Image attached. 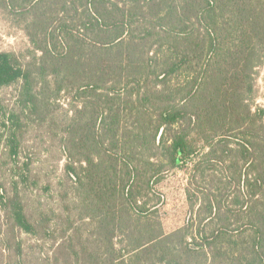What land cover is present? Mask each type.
I'll list each match as a JSON object with an SVG mask.
<instances>
[{
    "label": "trees",
    "instance_id": "1",
    "mask_svg": "<svg viewBox=\"0 0 264 264\" xmlns=\"http://www.w3.org/2000/svg\"><path fill=\"white\" fill-rule=\"evenodd\" d=\"M0 10L33 48L26 62L0 52V90L18 86L15 108L0 107L11 156L24 118L52 120L61 93L73 105L65 170L98 221L84 260L264 264V108H252L264 0H0ZM187 166L188 186L226 175L194 200L187 188L192 221L166 233L154 187ZM17 177L0 194V229L48 235Z\"/></svg>",
    "mask_w": 264,
    "mask_h": 264
},
{
    "label": "rangeland",
    "instance_id": "2",
    "mask_svg": "<svg viewBox=\"0 0 264 264\" xmlns=\"http://www.w3.org/2000/svg\"><path fill=\"white\" fill-rule=\"evenodd\" d=\"M0 52L14 53L24 62L33 52L22 25L2 10ZM17 88V85H12L0 90L2 112H10L15 108ZM254 90L252 108H264V65L256 69ZM57 104L52 120L38 122L36 116L23 119L18 133V155L15 157L10 154L5 130L0 123V194H10L12 183L18 178L17 173L25 174L27 182L19 186L25 212L33 222L44 219L45 232H49L46 236L40 233L33 236L17 230L11 232L3 226L0 229V247L4 246L6 240L12 241L11 247L3 252L0 249V264H91L84 260L82 249L85 246L88 252L94 253L91 241L96 237L98 221L90 219L91 211L81 200V190L77 191L74 178L67 175L65 170L68 161L64 153L63 128L71 116L69 110L73 105L63 93ZM80 166L76 164L79 175L82 174ZM82 166L85 167V164ZM189 172L190 166L172 170L154 187V193L160 198L159 217L166 233L192 221L193 212L187 199V188L193 192L194 200L201 196L202 191L206 192L211 189V185L214 186L213 183L210 185L213 176L224 178L226 175L222 169L209 171L206 180L202 181L198 177L196 186H188ZM1 216L0 211V223ZM15 240L20 244L19 252L15 249Z\"/></svg>",
    "mask_w": 264,
    "mask_h": 264
}]
</instances>
